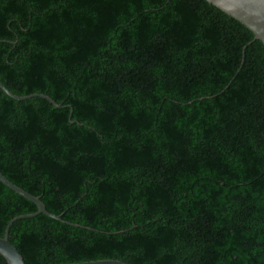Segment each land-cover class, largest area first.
<instances>
[{
  "label": "trees",
  "instance_id": "16d2710c",
  "mask_svg": "<svg viewBox=\"0 0 264 264\" xmlns=\"http://www.w3.org/2000/svg\"><path fill=\"white\" fill-rule=\"evenodd\" d=\"M0 173L45 215L25 264H264V45L205 0H0ZM0 182V237L34 214ZM0 264H7L0 255Z\"/></svg>",
  "mask_w": 264,
  "mask_h": 264
},
{
  "label": "water",
  "instance_id": "95a60500",
  "mask_svg": "<svg viewBox=\"0 0 264 264\" xmlns=\"http://www.w3.org/2000/svg\"><path fill=\"white\" fill-rule=\"evenodd\" d=\"M209 4L213 5L226 15L235 19L247 29H249L254 35V39L259 40L264 45V0H205ZM0 89L10 98L16 101H24L33 97H40L48 100L56 107L59 105L46 95L33 94L29 96H18L11 93L1 82ZM0 182L10 190L19 194L23 198L32 202L37 207V212L34 214H28L19 216L12 219L5 228L3 237H0V255L6 260L7 264H25L22 256L17 249L9 242V230L12 225L21 219L33 218L37 215H45L53 220H60L59 216L49 213L43 203L15 184L11 183L0 173ZM72 264H125L117 260H99L84 263H72Z\"/></svg>",
  "mask_w": 264,
  "mask_h": 264
}]
</instances>
